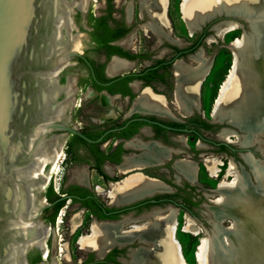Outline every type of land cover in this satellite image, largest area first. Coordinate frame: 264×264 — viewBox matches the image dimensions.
<instances>
[{
	"label": "flooded vegetation",
	"instance_id": "flooded-vegetation-1",
	"mask_svg": "<svg viewBox=\"0 0 264 264\" xmlns=\"http://www.w3.org/2000/svg\"><path fill=\"white\" fill-rule=\"evenodd\" d=\"M135 27L126 18L119 23L101 19L96 25L77 24L73 31L86 34L80 37L82 57H74L61 73V83L70 78L58 121L66 129L54 132L58 139L48 165L44 172L39 167L34 173L39 175L34 213L39 214L40 228L35 226L33 235L39 236L30 244V264H127L134 250L150 248L151 243L139 238L118 241L103 254L83 248L82 240L91 236L94 222L119 225V230L127 231L171 215L177 232H185L187 216L198 223L201 208L214 205L211 193H218L220 183L232 181L227 174L231 157L239 169L237 158L243 159L246 150L220 134L226 129L241 132L214 118L208 88L203 93L200 89L199 102L189 106L187 114L175 104L176 63L195 68L199 66L196 58L203 57L207 76L220 67L222 51L203 48L210 27L183 44L161 36V43L146 50ZM220 42L228 55L224 63L229 62V72L234 59L232 42ZM208 53L211 56L206 57ZM116 61L124 69L113 70ZM146 88L164 97L163 110L149 111L135 103ZM216 160L218 175L214 177L207 162L214 165ZM183 162L194 168L191 174L181 170ZM133 177L157 182L159 190L127 201L113 199L111 194ZM63 222L71 231L61 235ZM176 239L186 264H192L199 246L188 250L184 240ZM76 249L85 256L79 257Z\"/></svg>",
	"mask_w": 264,
	"mask_h": 264
},
{
	"label": "bare ground",
	"instance_id": "bare-ground-1",
	"mask_svg": "<svg viewBox=\"0 0 264 264\" xmlns=\"http://www.w3.org/2000/svg\"><path fill=\"white\" fill-rule=\"evenodd\" d=\"M88 2L89 0H73L72 3L66 1L70 16L76 8L79 10L81 8V11H84ZM167 6L168 0H139L141 14L147 16L149 19L145 26L149 27L156 35L165 37L167 35L169 36V33L166 35L163 28L170 30V24L166 16ZM213 10L219 12L226 11L231 15H248L254 18V21L251 23L253 32L250 35L245 34L244 38L238 37L232 41L234 65L230 68V72H228L221 84L212 113L216 119L228 118L230 122L241 127L244 132V135L238 136L235 134V131L226 129L220 134L224 140L230 142H235L236 140L242 147H247L252 143V136L255 133L257 135L264 134V0H182L181 3L182 19L191 34L194 29L200 25L202 26L207 21V19L204 20L207 12ZM127 15L129 20H132V4L127 9ZM71 19L73 21L72 17ZM72 28H74V21ZM240 29V25L235 21H224L216 26L217 36L220 39ZM208 40L213 42L215 39L210 37ZM80 46L81 42L78 40L75 48L80 50ZM202 58L200 56L196 58L199 66L195 68L191 64H184L182 61L176 63L175 104L183 114L189 112V106L196 105L199 102L201 86L208 77L209 69L204 68V59ZM124 67L116 61L113 70H122ZM149 89L146 88L141 91L135 103L143 107L145 106L149 111L163 110V106L166 103L164 97L152 93ZM63 106H61V112ZM52 147L53 145L51 148L47 146L44 150L35 173L39 167L41 168L40 173L44 172L47 164L46 161L49 157L48 155L53 151ZM242 158L251 169L256 183H251L248 175L244 171H240L235 162L232 159L230 160L227 174L232 181L229 183H220L219 195L212 199L214 206H220L223 209L215 207L210 209L211 214L218 222L223 221L226 217L229 218L227 215L230 212V207L235 202H243L242 197L246 193L255 192L256 194L264 196V163L260 159L256 160L252 158L249 154L242 155ZM56 159L57 156L55 157V163ZM42 161L43 164L40 165ZM217 162L216 160L214 165H210L211 162H207L208 168L214 177L218 175V169L216 168ZM179 165L185 173L191 174L194 170L187 162ZM54 167L56 169L57 165L55 164ZM136 177L122 183L111 194L113 199L127 201L152 194L159 190L157 182ZM38 178L39 175L34 174L32 180ZM23 203L24 209L26 207L34 209L32 196H25ZM175 214L174 212L173 216ZM27 218L28 215H26V220ZM260 219L264 221V214L261 215ZM74 223L76 224L77 221H74ZM216 229L222 232L221 238L225 241L227 239V233L234 232L236 227L233 224L223 229H219V227ZM35 231V225H24L21 242L25 247L30 246L34 242L30 241L25 243L27 239L32 237ZM184 231L195 236H200L201 233L205 234L197 250L198 264H215L213 260L216 252L215 241L220 239V235L209 232V230H203L196 220L190 216H187ZM176 232L177 222L171 215L166 217L158 216L147 224L136 226L127 231L119 230V225H105L94 222L91 236L83 239L82 244L84 246L83 248H93L100 254H103L115 242L139 238L143 242H150L151 247L134 250L131 255V261L127 262V264H186V261L182 258L180 244L175 237ZM263 232L262 230L260 233L262 234ZM258 264H264V254L261 246L258 250Z\"/></svg>",
	"mask_w": 264,
	"mask_h": 264
},
{
	"label": "water",
	"instance_id": "water-1",
	"mask_svg": "<svg viewBox=\"0 0 264 264\" xmlns=\"http://www.w3.org/2000/svg\"><path fill=\"white\" fill-rule=\"evenodd\" d=\"M76 11L80 10L76 8ZM205 19L203 25L210 23L215 36L216 26L224 21L240 25L238 37L253 32L252 16L213 10L207 12ZM73 21L66 0H0V264H30L28 253L33 245L25 247L21 236L24 225L40 228L39 214L34 213L38 179L32 178L44 150L58 139L54 132L66 129L58 121L70 78L66 84L61 83V73L74 57H82L75 48L81 33L73 32L77 26L74 18ZM214 35H208L206 40L216 39ZM233 65L234 59L231 68ZM219 121L237 128L241 134L235 132L236 135H244L242 128L228 118ZM263 135L255 133L249 146H241L246 150L244 154L257 160L250 147ZM25 196H32L34 209H24ZM214 207L223 209L214 205L207 209ZM227 219L218 222L214 218L215 221L208 222L212 225L209 232L220 235L221 239L215 241L217 264H230L235 256L228 250L237 245L240 223L232 221L237 229L227 233L225 241L222 232L216 229L226 228L222 224ZM38 236L33 235L25 243ZM182 258L185 261L183 255Z\"/></svg>",
	"mask_w": 264,
	"mask_h": 264
},
{
	"label": "rangeland",
	"instance_id": "rangeland-1",
	"mask_svg": "<svg viewBox=\"0 0 264 264\" xmlns=\"http://www.w3.org/2000/svg\"><path fill=\"white\" fill-rule=\"evenodd\" d=\"M67 1V0H66ZM181 3L182 0H168V6H167V18L169 20L170 24V30L164 29L165 34L167 35L169 33V38L172 40H175L180 43H185L188 41H191L194 36L196 35V32L190 33L189 29L187 28V25L182 19V13H181ZM133 6V16L132 20L128 19L127 15V9L129 5ZM85 12V13H84ZM93 13L94 16L97 18L104 19L105 21H108L109 23H119L123 18H126L128 20L129 24H135L137 27L134 29V33L137 35L138 41H142V50H146L147 46H153L155 47L161 41L163 40L161 36L156 35L153 31L149 29V27L145 26L148 22V18L145 15L141 14L140 7H139V0H89L88 5L84 11H76L72 12L71 17L75 19L77 24L81 25H88V18L89 15ZM140 15V16H139ZM145 16V18H144ZM143 29H142V27ZM210 23H206V25L202 26V28L210 27ZM145 26V27H144ZM247 25L245 26V28ZM153 32V33H152ZM240 34V30L237 32L230 33L225 38L220 39L219 37L214 35V32L210 31L208 32V35H214L216 39L214 40V43H211L208 39L206 40L207 43L203 45V48L206 52L211 51H219L221 50L224 54L223 60L220 63V67L218 69L212 70L210 76L206 78V80L203 82L202 85V93L205 89L208 88L209 95H210V102L215 103L216 98L219 94V90L221 87V84L223 83L224 79L226 78L228 72L226 68L229 67V62L226 64L224 61L225 58L228 57L227 52L225 51V48H221L220 44H222L220 41H233L235 37H238ZM82 35H86L85 33L80 34V37ZM82 43V38L78 39ZM77 40V41H78ZM76 41V42H77ZM211 56V53L206 54V57ZM81 103V100L79 99L77 104L79 105ZM208 114V113H206ZM264 135L261 136V140L259 142H256L251 145L250 149L251 152L254 154V156L257 159H260L264 163V142L263 139ZM235 139V138H234ZM230 159L233 160L231 157ZM237 164L239 165V169L244 170L247 175H249V179L252 183H256L252 172L250 168L247 166V164L244 162L243 159L240 157L237 158ZM264 193V190H263ZM215 195L214 197L218 196V193H211ZM210 199H213V196H209ZM243 202H238L233 204L230 207V212L227 216L229 218L223 222V226L227 227L232 225V221H236L240 223L241 228L239 229L238 233H236L238 236L236 238V246L231 247L230 250H228L231 253H235V256L233 257V261L230 264H258V250L261 246L262 252L264 254V235H262L260 232L264 231V221L260 219L261 215L264 214V196H261L260 194H256L255 192H249L243 195ZM102 200L106 202L107 199L102 197ZM203 203H207V200L204 199ZM200 213V219L197 220L200 227H202L203 230H209L212 228V225L209 224V220H214V216L211 214L210 210L207 208H201ZM203 217V218H202ZM208 222H206V219ZM215 221V220H214ZM65 222V221H64ZM64 222L60 225V233L61 235L64 234V232H70L71 229L66 230L65 227L67 226L64 224ZM263 223V224H262ZM89 224H86V227H88ZM263 225V226H262ZM237 229V225H236ZM236 231V230H235ZM204 233H201L200 236H195L191 233H186L183 231L177 232V237L184 240L187 244L188 250L195 247V245L200 246L201 239L204 236ZM176 237V238H177ZM79 257H84L85 252L80 251L79 249H76ZM196 250V249H195ZM216 250H218L216 248ZM217 252V251H216ZM215 252V254H216ZM215 254L213 257V260L215 261ZM185 255V254H184ZM193 257V263L192 264H198L196 257Z\"/></svg>",
	"mask_w": 264,
	"mask_h": 264
},
{
	"label": "trees",
	"instance_id": "trees-1",
	"mask_svg": "<svg viewBox=\"0 0 264 264\" xmlns=\"http://www.w3.org/2000/svg\"><path fill=\"white\" fill-rule=\"evenodd\" d=\"M88 22H89V24L96 25V24L100 23V19L97 18L96 16H94L93 13H91L89 15Z\"/></svg>",
	"mask_w": 264,
	"mask_h": 264
}]
</instances>
